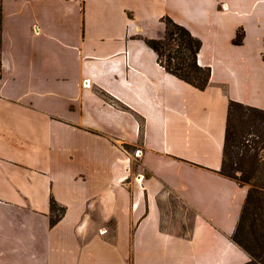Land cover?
Segmentation results:
<instances>
[{
  "label": "crops",
  "instance_id": "crops-1",
  "mask_svg": "<svg viewBox=\"0 0 264 264\" xmlns=\"http://www.w3.org/2000/svg\"><path fill=\"white\" fill-rule=\"evenodd\" d=\"M166 18L203 43L205 90L145 43ZM232 101L264 110V0H0V264L250 262Z\"/></svg>",
  "mask_w": 264,
  "mask_h": 264
},
{
  "label": "trees",
  "instance_id": "trees-1",
  "mask_svg": "<svg viewBox=\"0 0 264 264\" xmlns=\"http://www.w3.org/2000/svg\"><path fill=\"white\" fill-rule=\"evenodd\" d=\"M165 22V39H146L145 43L154 50L168 73L205 90L210 83L211 68L198 63L203 43L170 18ZM174 42L177 49L172 50L170 43ZM242 42L243 34L239 33L235 44ZM168 46L170 51L165 55ZM164 56L168 59L167 65L163 64ZM221 175L241 186H249L232 240L249 254L251 260L247 264H264V110L234 101L230 103ZM51 211V225H55L66 209L52 200Z\"/></svg>",
  "mask_w": 264,
  "mask_h": 264
},
{
  "label": "rangeland",
  "instance_id": "rangeland-1",
  "mask_svg": "<svg viewBox=\"0 0 264 264\" xmlns=\"http://www.w3.org/2000/svg\"><path fill=\"white\" fill-rule=\"evenodd\" d=\"M165 21V20H164ZM165 25H166V22H165ZM164 40V39H163ZM171 45V47H172V50H174V49H177V44L174 42L173 44L172 43H170ZM170 46H168V47H166V49H165V55L166 54H168V52L170 51V49H169V47ZM168 48V49H167ZM167 63H168V59H167V57L166 56H164L163 57V64L164 65H167ZM199 63V62H198ZM242 104V103H241ZM245 105V104H244ZM246 106H248V105H246ZM251 107V106H250ZM130 150V149H129ZM142 150H138V151H136L135 152V156L137 157V158H140L141 157V155H142ZM245 187H247L248 188V190H249V186H245ZM237 245V244H236ZM238 246V245H237ZM239 247V246H238ZM242 249V248H241ZM243 250V249H242ZM244 251V250H243ZM246 252V251H245ZM247 253V252H246ZM248 254V253H247ZM249 255V254H248Z\"/></svg>",
  "mask_w": 264,
  "mask_h": 264
},
{
  "label": "built area",
  "instance_id": "built-area-1",
  "mask_svg": "<svg viewBox=\"0 0 264 264\" xmlns=\"http://www.w3.org/2000/svg\"><path fill=\"white\" fill-rule=\"evenodd\" d=\"M86 86H89V83H87V85Z\"/></svg>",
  "mask_w": 264,
  "mask_h": 264
}]
</instances>
